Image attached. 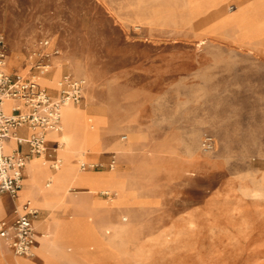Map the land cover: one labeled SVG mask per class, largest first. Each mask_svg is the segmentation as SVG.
Wrapping results in <instances>:
<instances>
[{"label": "rangeland", "instance_id": "rangeland-1", "mask_svg": "<svg viewBox=\"0 0 264 264\" xmlns=\"http://www.w3.org/2000/svg\"><path fill=\"white\" fill-rule=\"evenodd\" d=\"M238 1L0 0L10 74H31L55 88L42 76L51 78L57 60L66 58L62 73L83 77L85 90L104 101L111 115L142 111L201 117L199 149L202 137L211 134L216 149L201 151L228 161L218 175L183 189V230L170 232L166 249L155 252L169 261L128 264H264V0H241L236 8ZM42 40L48 41L46 48ZM52 51L57 53L49 73L37 72L41 54ZM83 93L76 108L87 109L93 118L103 108L90 109ZM58 149L59 154L65 146L59 143ZM72 163L83 171L79 161ZM100 187L109 194V186ZM212 193L217 194L213 205L204 214L192 213ZM129 250L134 253V247ZM145 250L152 254V248Z\"/></svg>", "mask_w": 264, "mask_h": 264}, {"label": "crops", "instance_id": "crops-1", "mask_svg": "<svg viewBox=\"0 0 264 264\" xmlns=\"http://www.w3.org/2000/svg\"><path fill=\"white\" fill-rule=\"evenodd\" d=\"M248 15L253 17L249 12L246 13ZM45 73L48 74L49 70ZM64 74L69 73H62L59 79ZM41 86L56 94L57 87ZM76 106L69 105L63 111L67 114ZM124 112L117 116L107 112L101 139L98 138L93 151L83 154V150L77 147L62 154V173L69 174L79 169L73 161L99 164L105 169L90 168L86 171L105 173L99 177L101 183H96V177L90 174L85 182L77 179L63 206L34 205L37 209L35 228L41 233L35 256H17L0 241V264L169 261L165 254L156 258L155 252L157 247L166 249L168 245L164 238L170 232L183 230V219L187 217L183 215V189H187L189 182L218 175L228 167V161L223 156L206 154L199 149L198 140L205 126L201 117L198 120L197 116H187L182 112L178 116ZM59 133L47 137L48 146L55 151L54 159L46 157L42 161L33 156L27 162L24 188L29 185L31 176L36 177L34 183L44 184L47 176L55 172L52 163L58 155L56 137ZM18 134L27 137L29 130L20 128ZM5 146L8 152L13 149L28 151L27 146L18 145L15 140H7ZM112 158L115 164L109 167ZM107 182L116 185L117 193H101L100 185L107 188L104 184ZM93 185H97L96 189L92 188ZM19 192V207L31 208L25 193ZM215 197L217 194H210L192 213L204 214L203 211L213 205ZM12 209L11 199L0 195V219L11 218ZM145 237H150V240L145 242ZM131 247H134L133 254L129 252ZM146 247L152 248V254H145Z\"/></svg>", "mask_w": 264, "mask_h": 264}, {"label": "built area", "instance_id": "built-area-1", "mask_svg": "<svg viewBox=\"0 0 264 264\" xmlns=\"http://www.w3.org/2000/svg\"><path fill=\"white\" fill-rule=\"evenodd\" d=\"M48 46L47 40L40 42ZM52 53L44 52L36 69H45ZM7 47L0 28V195H7L13 204L12 217L0 219V241L17 256L34 257V248L39 245L41 235L35 228L37 209L23 205L19 207L18 192L23 186L25 167L33 156H51L47 144V133L59 130L60 107L65 104L78 105L83 99L85 80L72 74H64L57 83L56 94L41 86L34 75L19 76L7 71ZM7 102L10 104L7 106ZM20 128H27L29 135L21 137ZM15 140L25 145L27 152L6 150V141ZM217 140L211 134L202 137L200 148L204 152L216 149ZM115 164L111 159L109 167ZM101 167L99 164H81L82 169Z\"/></svg>", "mask_w": 264, "mask_h": 264}, {"label": "bare ground", "instance_id": "bare-ground-1", "mask_svg": "<svg viewBox=\"0 0 264 264\" xmlns=\"http://www.w3.org/2000/svg\"><path fill=\"white\" fill-rule=\"evenodd\" d=\"M242 4H243V2L241 0H239L237 3V8H240L242 6ZM138 7H140V6H138ZM220 9H221V7L219 8V10ZM222 15H223V20L227 21L228 20L227 15L225 13H222ZM261 22H263V21H261ZM54 56L55 55L50 56V58H49L50 62H48V65L46 66V70L52 66V58ZM65 61H67V60H66V58H63V57L58 59L56 62L57 67H55V69L53 71H51V73H49L50 75H53V76L50 78L46 75H43L42 79L45 82H50V84L52 86L56 83V85L54 87H57L58 81L56 79L64 71L63 66H64ZM40 70L45 71V69H40ZM88 78L90 79L92 84L96 85V82H94L89 77V74H88ZM84 91H85V95H86L88 101L91 102V108L90 109L96 107V108H103L104 111L99 110L100 111L99 114H96L92 118L91 116L88 115V111L85 108L73 107V109L70 110V112L67 114L63 111V109L65 107H67L69 105H74V104H65V105L60 107L59 130L61 129V131L57 130V131L48 132L47 137L50 135L53 136L54 134H57V132H60L58 134V136L56 135L57 136L56 142L62 143L65 146V149L63 152L59 153L58 156H56V160H55L56 171L54 173H50L47 176V178H46L47 181L45 180L44 184H43V182L34 183L36 177L32 178V176H31L30 183L26 187V193H25L28 201L38 202L41 206H44V207L51 206V205L63 206L65 204L66 196L69 195L68 192H69L72 184L77 182L78 178L80 180H88V178L82 174V172L86 171V169H82L83 171H81L80 169H77L75 172H72L69 174L62 173V169H63V165H64L62 154L65 151H70L71 149H74L77 147L81 148L83 150V154H84V152L87 153L88 147L91 144H93L95 141H97L98 138L101 137L102 130L104 129L106 122H107L108 109L106 107V104L103 103L104 101L101 102L98 99H96V96H95L93 91H90V90H84ZM104 91H102V92H104ZM9 104H10V102H7V104H5V105L8 106ZM125 112H124V114H125ZM129 119H131V118H129ZM121 125H122V123H121ZM113 128H115V127H113ZM42 156H45V155L41 154L38 157H42ZM79 163L83 164V163H85V161L79 160ZM81 164H80V167H81ZM180 173H181V171H180ZM95 181L96 182L100 181L99 177H96ZM26 182H27V180H25V183ZM22 183H24V181H22ZM105 184H107L109 186V190H108L109 194L110 193H117L115 184L109 183V182H107ZM22 190H23V187L19 193H21ZM31 208H33V207L31 206ZM35 248H34V250H35Z\"/></svg>", "mask_w": 264, "mask_h": 264}]
</instances>
